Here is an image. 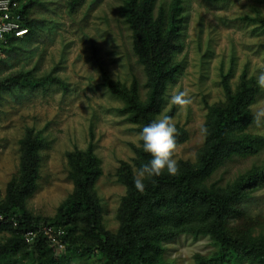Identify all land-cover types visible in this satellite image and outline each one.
<instances>
[{
    "label": "rangeland",
    "instance_id": "1",
    "mask_svg": "<svg viewBox=\"0 0 264 264\" xmlns=\"http://www.w3.org/2000/svg\"><path fill=\"white\" fill-rule=\"evenodd\" d=\"M19 5L34 29L5 45L0 61V208L9 205L10 183H24L22 150L28 137L37 141L36 168L30 189L18 198L19 213L37 219L40 226L51 225L73 194L82 159L89 153V193L98 206L100 227L122 241L124 177L134 180L143 164L138 152L141 124L127 109L125 95L143 104L149 92L132 29L122 16L125 0H20ZM174 7L178 28L169 52L171 75L151 118H172L178 130V171L193 169L209 145L213 109L225 107L245 82L249 97L244 108L250 119L228 129L230 156L215 163L197 184L228 192L247 181L224 230L246 245L264 247V89L256 84L257 73L264 71V26L259 23L264 0H154L152 17L162 13L167 27ZM178 92L190 97L191 104H174L171 96ZM240 141L252 142V150L240 148ZM252 177L256 184L248 188ZM176 211L167 210L158 227L164 231L161 240H143L151 261L211 264L220 244L203 207L190 204L183 218ZM73 216L61 247L48 236L37 245V239L22 244L20 233L1 231L0 264H125L98 251L100 237L87 231L81 213ZM144 223V234L151 236L155 224ZM216 264L264 260L238 255Z\"/></svg>",
    "mask_w": 264,
    "mask_h": 264
},
{
    "label": "trees",
    "instance_id": "2",
    "mask_svg": "<svg viewBox=\"0 0 264 264\" xmlns=\"http://www.w3.org/2000/svg\"><path fill=\"white\" fill-rule=\"evenodd\" d=\"M153 2L154 0H125L122 10V16L132 29L135 50L141 56L147 76L149 92L145 103H138L132 94L125 95L127 109L131 111L132 117L141 124V128L152 121L151 114L156 111L159 95L170 78L169 52L178 28L175 19L177 7L172 9L169 25L166 27L167 19L162 13L156 18L152 17ZM20 14L22 27L27 30V33H31L34 25L30 24V21L24 20L21 8ZM259 23L264 26V19L260 18ZM15 39L9 38L7 45ZM25 81L33 86L38 84L31 80ZM248 97L249 87L242 81L240 89L229 96L225 107L213 109L210 142L197 167L179 170L176 175L163 173L158 177H151L145 184L143 192L134 187V180L130 176L124 177L127 195L123 198L120 208L122 241L100 227L98 206L89 193L93 168V160L89 153H86L82 159L79 167L80 177L75 180L73 194L59 207L57 217L52 220L51 225L60 226L67 234L72 230L70 224L74 218V212H79L83 215L87 231L100 237L96 246L98 251L124 260L125 264H162L151 261L149 250L146 247L148 243L143 240L147 238L161 240L163 238L164 231L158 227L165 218L167 210L175 208L179 213L178 216L183 218L188 216L186 210L190 208V204H197L203 207L205 215L210 220V232L220 244V250L215 256L218 260L212 257L211 264L222 263L224 260L238 255H252L264 260V247L260 244L246 245L241 239L227 235L224 230V221L233 212L235 203L240 197L239 189L242 186L243 188L247 186V181L236 184L235 188L228 192L205 189L197 184L213 169L215 163L230 156L231 153L227 151V131L232 126L245 123L250 119L249 112L244 108ZM36 145L37 141L29 137L23 142L21 174L24 183L22 186L10 183L9 205L0 208L1 213L16 221L15 225L11 222L0 224V232L20 233L22 244H25L24 233L40 226L37 219L19 213L18 199L30 189L28 186L32 182L36 168ZM237 145L240 148L252 150L250 141H240ZM234 148L232 147V150ZM138 152L143 164L147 163L150 156L142 149ZM253 182H256L253 177L248 179V188L256 184ZM177 221L181 222V220ZM144 222L155 224L153 227L156 231L151 236L144 234L141 227L145 224ZM42 238H44L43 235L39 234L35 244L43 242ZM12 252L13 246H11L9 254ZM152 259L154 258L152 257Z\"/></svg>",
    "mask_w": 264,
    "mask_h": 264
},
{
    "label": "clouds",
    "instance_id": "3",
    "mask_svg": "<svg viewBox=\"0 0 264 264\" xmlns=\"http://www.w3.org/2000/svg\"><path fill=\"white\" fill-rule=\"evenodd\" d=\"M256 84L259 88L264 89V71L257 73ZM171 100L180 106H188L192 102L184 92L172 95ZM200 131L206 133L207 130L201 128ZM177 135V126L167 115L153 119L140 129L138 136L141 147L150 156V159L136 171L133 183L138 191L145 190V180L148 178L158 177L163 173L177 174L178 161L174 158Z\"/></svg>",
    "mask_w": 264,
    "mask_h": 264
},
{
    "label": "built area",
    "instance_id": "4",
    "mask_svg": "<svg viewBox=\"0 0 264 264\" xmlns=\"http://www.w3.org/2000/svg\"><path fill=\"white\" fill-rule=\"evenodd\" d=\"M27 34V30L22 27L19 0H0V61L3 56V48L7 45L8 39L22 38ZM16 221L8 215L0 212V224ZM49 237V241L61 247L62 238L65 236L63 228L53 225L38 226L24 233L26 243L34 242L38 235Z\"/></svg>",
    "mask_w": 264,
    "mask_h": 264
}]
</instances>
